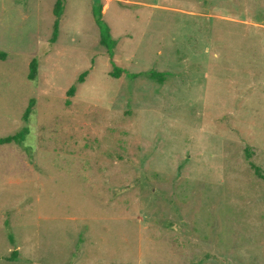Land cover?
Masks as SVG:
<instances>
[{
  "label": "rangeland",
  "instance_id": "obj_1",
  "mask_svg": "<svg viewBox=\"0 0 264 264\" xmlns=\"http://www.w3.org/2000/svg\"><path fill=\"white\" fill-rule=\"evenodd\" d=\"M56 2L0 0V264H264V0Z\"/></svg>",
  "mask_w": 264,
  "mask_h": 264
},
{
  "label": "trees",
  "instance_id": "obj_2",
  "mask_svg": "<svg viewBox=\"0 0 264 264\" xmlns=\"http://www.w3.org/2000/svg\"><path fill=\"white\" fill-rule=\"evenodd\" d=\"M98 1L99 0H95V3H97ZM95 7L96 6L93 7V12H94V15L96 16V20H97V23H98L99 28H100L101 43L103 45H107L109 48V51L112 53V49H113L114 44H115V39L112 37L109 26L101 18V16H102V12H101L102 5H99L96 8ZM62 10H63V2H62V0H57L56 5L54 6V13L57 16V19H56L55 24H54L55 30H54L53 37L51 38L52 41L55 40L57 37L58 21H59L58 18L60 17ZM0 56H3V54H0ZM111 56H113V54H111ZM117 71H118V69L116 71L115 70L112 71V75L115 77L119 76L121 74V72H117ZM87 73H88L87 71L82 72L78 81L82 82ZM36 75H37V62L35 59H33L30 62V70H29L28 77L30 79H34L36 77ZM165 75H166L165 73H153L152 77L156 78L160 82H163L165 79ZM75 89H76L75 86L70 87L68 94L73 95L75 92ZM32 103H33V100L31 99L30 105L24 113L25 119H27L29 117L30 108H31ZM27 132H28V129L25 127V128H22L20 131H17L14 134H9L6 136H0V144H8V143H12V142L20 143L24 140ZM247 154H249V152H247ZM250 164L253 167L256 175L264 178V174L261 172L260 167L257 166L253 161H250ZM7 259L10 260V257ZM11 260H12V258H11Z\"/></svg>",
  "mask_w": 264,
  "mask_h": 264
},
{
  "label": "crops",
  "instance_id": "obj_3",
  "mask_svg": "<svg viewBox=\"0 0 264 264\" xmlns=\"http://www.w3.org/2000/svg\"><path fill=\"white\" fill-rule=\"evenodd\" d=\"M152 212L154 215H156L159 212V209H152ZM157 215L158 216H164V215H171V213L170 212H160ZM169 230L170 229H168V231ZM168 231L165 230L164 232H167V234H168L170 232V231L169 232ZM186 257H188V254H186L183 251L180 252L179 250H177L175 253L172 251V253L170 254V256L168 258L170 261H168V260L163 261L162 258H157L156 261H151V263H153V264H176L177 262H179V263L182 261L184 262V258H186Z\"/></svg>",
  "mask_w": 264,
  "mask_h": 264
}]
</instances>
